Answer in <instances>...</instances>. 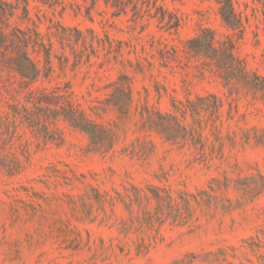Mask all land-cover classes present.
<instances>
[{
    "label": "rangeland",
    "instance_id": "1",
    "mask_svg": "<svg viewBox=\"0 0 264 264\" xmlns=\"http://www.w3.org/2000/svg\"><path fill=\"white\" fill-rule=\"evenodd\" d=\"M234 2L249 20L236 53L264 78V0ZM136 3L144 6L29 0V20L21 8L10 19L52 46L51 76L33 87L68 84L114 143L92 150L61 119L48 140L14 119L11 105H31L18 77L0 69V264H264V99L224 87L185 53L200 27L227 33L212 0H157L160 11L150 12ZM163 13L179 27L161 22ZM119 81L130 85L124 114L110 103ZM207 94L221 100L216 114H176L200 133L203 153L143 127L145 108L174 114V102Z\"/></svg>",
    "mask_w": 264,
    "mask_h": 264
},
{
    "label": "trees",
    "instance_id": "2",
    "mask_svg": "<svg viewBox=\"0 0 264 264\" xmlns=\"http://www.w3.org/2000/svg\"><path fill=\"white\" fill-rule=\"evenodd\" d=\"M138 1L144 5L138 7L136 3L135 9L138 11H160L157 0ZM212 1L217 6V14L227 33L219 38L214 29L200 27L196 34L187 40L185 53L188 57L201 61L204 67L213 71L224 87L230 89L233 87L245 93H259L264 99V78L247 71L244 61L236 53V43L244 36L246 25L249 22L248 17L236 8L234 0ZM28 6L29 0H15L14 3L0 0V69L12 72L18 77V89L26 90L25 103L31 105V109L17 104L11 105L12 117L25 121L38 133H43L48 140H55L53 135L57 134L56 131L50 129V125L61 119L74 130L85 134L92 150L111 149L114 143L111 131L87 115L74 99V94L68 84L58 85L51 89L43 86L33 87L41 78L49 79L51 76L52 46L48 44L46 47L36 27L21 30L17 26H11L10 19L20 8L22 10L20 19L29 20ZM159 19L169 28L175 29L179 27L181 20L174 14H169L166 18L165 13L161 14ZM29 48L38 57H43L42 67L39 66L40 61L30 56ZM113 85L115 87L110 103L124 114L131 101L130 85L128 82L121 81ZM116 93L123 95L122 102L117 99ZM186 103L179 102V105H176L174 102L172 105L174 114H162L145 108V115L142 113L143 127L147 125L148 128L155 129L168 142H188L203 153L204 142L200 133H195L191 128L188 130L176 114L179 113L184 117L187 112L193 116L209 111L210 115H214L221 107V100L214 94H207V96H197L195 101L187 99ZM153 196L157 205L161 206L164 197L158 192L153 193ZM146 216L153 219L150 212H147Z\"/></svg>",
    "mask_w": 264,
    "mask_h": 264
}]
</instances>
